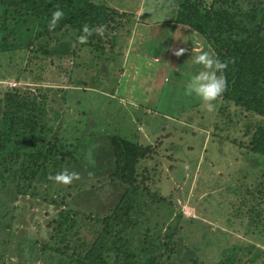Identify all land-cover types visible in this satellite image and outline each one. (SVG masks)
Here are the masks:
<instances>
[{
    "label": "trees",
    "instance_id": "trees-1",
    "mask_svg": "<svg viewBox=\"0 0 264 264\" xmlns=\"http://www.w3.org/2000/svg\"><path fill=\"white\" fill-rule=\"evenodd\" d=\"M120 2L0 0V264H264V0ZM201 45L226 64L210 112L167 75ZM238 152L229 244L183 207Z\"/></svg>",
    "mask_w": 264,
    "mask_h": 264
},
{
    "label": "rangeland",
    "instance_id": "rangeland-1",
    "mask_svg": "<svg viewBox=\"0 0 264 264\" xmlns=\"http://www.w3.org/2000/svg\"><path fill=\"white\" fill-rule=\"evenodd\" d=\"M121 1L122 2H120V5L123 9V6H126L127 3L126 0ZM131 3H136V0H132ZM140 5L141 8L136 10L135 14L137 15L138 19L148 21V15L144 14L146 8L143 6V4ZM115 7L118 8L117 6ZM121 7L119 8L120 10ZM179 39H182V43H184L183 38L180 37ZM166 41L169 42V40L166 38L162 39L164 44H167ZM193 46L198 49L197 46ZM168 63L170 64V68L168 69L167 75L169 76V85L173 87V90H176L177 86H179L181 89L186 88V84L190 75L198 70L199 67L196 65H190V58H187L183 61ZM7 84L9 86L13 85V81L8 82ZM141 128L143 129L142 126L138 125V131H141ZM146 136L147 134L143 131L141 134H139V138L141 140L149 141ZM195 148L196 150L194 151H197L198 147ZM230 161L234 162L231 163ZM230 161L229 163H224L219 157V163L217 165L218 161L215 157H207L204 161V167L200 165L201 161L198 162V169L194 172L193 182L191 185V194L189 195L190 200H188L186 205L183 207V213L185 218H200L199 220L212 228L211 231L214 233H217V230L228 231L231 233V235H227L228 242L229 244H233L236 242V240L240 239L238 236H240L242 230L239 225L240 222H238L237 218L235 217V194H232L230 191L227 192L226 186L234 184V182L231 180V177L233 175L232 172L235 173L236 171L235 166H239V168L247 167L248 163L247 160L242 157L241 154H239V152L235 153V156ZM250 165H255V162L252 161ZM170 179H172L171 175ZM165 180L169 181V177L164 179V181ZM226 220H230L229 224H227ZM196 232L197 231H193L191 233L192 235H196ZM214 233L213 237L216 236ZM186 237L187 241L190 242L195 236L187 235Z\"/></svg>",
    "mask_w": 264,
    "mask_h": 264
},
{
    "label": "clouds",
    "instance_id": "clouds-1",
    "mask_svg": "<svg viewBox=\"0 0 264 264\" xmlns=\"http://www.w3.org/2000/svg\"><path fill=\"white\" fill-rule=\"evenodd\" d=\"M64 13L60 8H55L47 22V27L52 30L57 22L63 17ZM81 35L77 37L78 42H85L88 36L94 32L97 36H102L104 26H94L89 28L87 24H82L80 28ZM185 51L184 48H177L174 55L180 56ZM190 65L199 66L198 70L192 73L186 84L185 91L188 94L196 96L205 111H213L214 101L223 93L225 89V79L223 70L226 67L224 61L215 57L211 48L207 45H201L200 50L195 55L190 56ZM76 173L60 172L50 177L55 182L69 183L76 177Z\"/></svg>",
    "mask_w": 264,
    "mask_h": 264
}]
</instances>
